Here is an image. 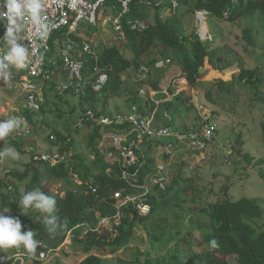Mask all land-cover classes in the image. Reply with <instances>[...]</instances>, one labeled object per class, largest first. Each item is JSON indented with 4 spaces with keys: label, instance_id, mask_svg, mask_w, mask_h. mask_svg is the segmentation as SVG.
Wrapping results in <instances>:
<instances>
[{
    "label": "trees",
    "instance_id": "trees-1",
    "mask_svg": "<svg viewBox=\"0 0 264 264\" xmlns=\"http://www.w3.org/2000/svg\"><path fill=\"white\" fill-rule=\"evenodd\" d=\"M179 4H185L191 7V11L195 13L197 10H206L208 15L217 20L234 22L243 17L261 12L264 14V0H177ZM160 2V4H159ZM168 4L169 0H165ZM108 4L113 5L114 15L120 12V4L117 0H108ZM162 0H132L130 12L122 18V24L126 35L125 43L126 49L132 54V58L126 57L117 46L106 47L98 60L91 58L90 55L84 54L79 59L86 61V74L92 78V81L98 78L97 68L107 71L109 78L102 88L98 91L92 86V83L86 85L85 93H76V91L69 87L64 92H59L57 82L52 80V76L57 74L59 68H64L62 61L57 59L55 64L49 65L48 68L53 72L42 86L44 100L40 102V108H30L28 105L24 106L19 112V116L25 118L30 124L40 128L38 122H42L52 130L50 133V148L47 154L54 156L59 155V160L53 163L52 159L35 160L32 157V162L27 164L24 171L19 172L10 170L5 173L4 178L0 180V199L3 210L7 209L9 216H19L22 221V231L31 229L34 231V239L41 241L45 246L42 250L49 252L53 247L60 246L67 238L69 233L75 234L73 242L76 245L82 246L84 253L89 254L93 250H99L102 253L114 254L124 247H126L133 239L138 225H143L153 244H157L158 238L151 232V224L156 223L159 216L156 215L162 210L170 208V201L177 202L186 195V192L192 191L190 201L199 204L202 197L198 188L192 184L190 180L184 178V170L181 169L179 174L174 177L171 184H166L165 187L161 185L149 184V177L158 172V166H164L171 158V152L166 150L162 158L156 157L152 154V149L139 148L136 150L139 155V161L132 166H128L124 161H108L105 158V152L99 147L101 140V126L95 121H85L83 127H86L88 132V146L89 151L87 155L95 158V166L91 165L87 156L76 151L75 136L80 133L82 126H75L70 129L66 123L71 120L67 114H72L73 111L65 110L64 106H71L72 103L69 98L78 100L79 108L86 114L87 111L93 110L97 116H114L117 113H123L119 110L115 113L109 109V100L115 96H122L127 88L124 87V79L122 75L130 68L139 70L144 62L145 56L150 50L158 47L162 48V54L166 58H170L172 54L175 55L177 61L181 65L182 71L188 79L192 87L204 86V82H197L201 76L203 68L206 63V58L210 62L216 53V48L213 46L216 38L212 42H203L198 33L194 32L190 35L185 33L182 19L178 16V9L176 13L164 18L162 13L167 10L166 5H163ZM171 5V4H170ZM155 10L153 19H150L151 10ZM227 13V16H226ZM135 22L145 24V29L139 30L132 27ZM90 26V25H89ZM100 26V25H99ZM99 26L94 27V32H98ZM78 29L76 34L71 38L77 43L74 53L75 58L79 57V52L82 50V42L84 40L90 41L93 36L88 31ZM90 33V34H85ZM245 38L249 44H254L251 36V30L245 29ZM68 37L67 30L62 29L55 31L51 40V55L57 51L56 39L59 40L60 45H63V40ZM95 37V36H94ZM59 46V45H58ZM157 59H152L149 66L154 65ZM212 63V62H211ZM215 63H213L214 65ZM216 65V64H215ZM214 65V66H215ZM218 66V65H216ZM12 75L9 76V82L16 84L17 80L24 74L27 75L26 69L17 68L10 64ZM218 70H222L218 66ZM66 70V69H65ZM96 74V75H95ZM65 80L67 79L68 71L64 73ZM262 75L259 73V68L251 69L242 67L238 78L244 85L260 83ZM149 83L156 89L160 90L159 81H150ZM227 85V83H225ZM233 83L229 82L227 89L230 91ZM205 87V86H204ZM17 92L12 89V93ZM50 92H54L57 101L52 102L50 99ZM132 96L127 99L129 109L134 104H139L138 92H129ZM164 96V95H163ZM206 96L213 100L211 89L206 90ZM23 102H27L26 95H20ZM187 98L183 93L176 95L171 101L164 104L167 110L172 114H181L184 111L191 109L187 107ZM193 106V105H192ZM143 108V106H142ZM48 115L55 116L57 119H65V125L51 126L45 118ZM176 119V116L175 118ZM41 120V121H40ZM0 121H5L0 119ZM169 124L168 122H165ZM182 128L184 132L191 131L195 126ZM203 126V124H202ZM36 129V128H35ZM20 126L13 132L18 133ZM264 130V123H263ZM35 131V130H33ZM215 132V128H214ZM24 134V133H23ZM20 135L17 139L25 145L26 135ZM29 141V139H28ZM175 139V143H177ZM216 141V138H215ZM215 141H210L213 143ZM27 142V141H26ZM240 142V140H239ZM172 143V142H170ZM158 143L157 146H161ZM168 145V144H167ZM166 145V146H167ZM4 139L0 140V148L3 149ZM156 146V147H157ZM165 146V148H166ZM208 146L207 149L208 150ZM176 144L171 150L176 151ZM240 153L241 147L238 145L234 147ZM193 152V151H191ZM39 153V152H35ZM34 153V154H35ZM199 153V151L193 152ZM33 155V153L31 152ZM39 154H42L39 153ZM245 158L251 162L254 157L246 153ZM260 159L258 163H262ZM187 163H184L186 166ZM124 170L131 173L128 178L123 177ZM56 181H62L65 185V195L61 196L59 193L54 194L44 185L43 173ZM264 176L263 170H261ZM8 180H7V179ZM180 182L183 187H179ZM24 183L26 189L24 192L39 188L45 194L55 197L57 201V215L60 218L61 224L67 225L66 228L58 230L55 234H48L43 224V217L45 214L39 212L34 208L27 210L25 214L21 212L19 207V200L21 198L20 184ZM148 184L149 191L147 193V202L151 206V210L146 215H141L136 203H128L123 206H118V199L115 197L116 192H122L123 196L140 195L145 191L142 186ZM214 192V191H212ZM186 200L187 199H184ZM202 200V199H201ZM139 201V200H138ZM186 202L180 205H185ZM184 208V207H183ZM182 208V209H183ZM198 214H202L206 219L200 224V229L203 231L202 238L197 245L200 250H194L186 259H181L177 255H172L170 260L164 257H158L155 260L147 259L145 264H228L227 257H236L239 264H264V231L259 232L252 226L247 219L260 218L263 216V210L256 199L249 197H241L239 199H232L228 195V189H225V197L210 201L209 203L201 205L198 208ZM191 210V208H190ZM183 211H187L184 209ZM194 214V213H193ZM182 215L178 216L180 220ZM103 219H110L113 221L112 229L102 227L101 221ZM192 221L194 220L191 217ZM208 221V227H206ZM178 223V221L176 222ZM179 224V223H178ZM159 226V224H157ZM83 226H87L88 230L83 238H80ZM102 228V229H101ZM178 228V225H175ZM175 233V232H174ZM176 233L179 235L181 231L177 229ZM189 237L193 236L192 231L187 232ZM216 241V246L211 244L212 240ZM170 240V239H169ZM187 240V239H186ZM165 243V241H164ZM21 250H25L23 246ZM1 250V249H0ZM16 248L12 252H16ZM3 254L0 256V264H4V258L7 256L6 249L2 250ZM33 255L36 251L31 252ZM37 256V255H35ZM28 257V256H26ZM25 257V258H26ZM225 257V258H223ZM38 261V260H37ZM78 264H103V258L100 255L89 254L84 260Z\"/></svg>",
    "mask_w": 264,
    "mask_h": 264
},
{
    "label": "rangeland",
    "instance_id": "rangeland-1",
    "mask_svg": "<svg viewBox=\"0 0 264 264\" xmlns=\"http://www.w3.org/2000/svg\"><path fill=\"white\" fill-rule=\"evenodd\" d=\"M162 1L163 5L167 7V10L162 13V17L166 18L170 15V2L167 4L165 0ZM177 9L186 34L190 35L196 32L203 42H212L214 37L216 38L213 43L216 53L212 57V63L209 58H206L202 74L197 79V82H204L205 87H192L183 73L179 61L174 58L175 55L172 54L170 58H165L162 54V48L158 47L150 50L144 58L143 65L148 67L149 71L142 70L141 67L139 70L130 68L122 75L127 91H124L122 96L111 98L109 109L115 113L118 109L123 112L129 111L127 99L132 96L129 92H138L140 107L143 106L145 111H149L151 105L154 104V107H157L164 114L167 110L164 103L171 101L179 93H183L187 98V107L191 109L181 114L171 113L174 128L178 131L183 130L182 128L185 126L192 127L196 124L214 127L216 141L213 138L212 141L215 142L210 143L208 150L199 154L191 152L192 150L189 149L191 147L184 143L177 144L176 151L171 150V158L163 169V175L167 184H171L174 177L183 169V177L201 190L202 200H198L199 204L190 201L192 191H189L186 192V195H182L177 204L172 200L169 202L170 208L158 212L156 215L159 217L156 218V222L159 226L156 223L150 225L151 232L158 238L157 244H153L147 229L143 225H138L131 242L120 251L109 254L93 250L89 253L102 256L103 264H145L147 259L155 260L158 257H164L170 260L172 255L186 259L194 250H200L197 243L204 234L200 229V224L206 218L202 214H198V208L204 203L207 204L217 198H224L226 188L232 199L236 200L241 197L256 199L264 212V176L261 172V170L264 172V14L256 12L234 22H229L217 20L211 15L199 14L200 12L193 13L191 7L185 4H179ZM106 10L107 13L110 12L109 8ZM154 13L155 10H151L149 16L151 20L155 15ZM106 15H101V17ZM202 21L207 23L206 29L205 23ZM98 29V32H94V27L85 24L80 30L84 32L86 30L92 34L91 44L98 51L99 56L106 47L115 45L126 57L132 58V54L123 44L125 41H121L113 27L101 25ZM245 29L251 30L254 44H249L245 38ZM57 56L58 52L56 51L48 59L56 60ZM155 58L157 59L156 63L149 66L148 63ZM167 59H170L171 62L161 64L160 68L156 67L160 60ZM213 63L221 67L222 70H218V66L215 64L214 66ZM242 67L259 68V73L262 75L261 82L242 86L245 82H241L238 78ZM10 71V64L6 70H0V72L7 73V76L0 74V119L8 120L19 117V132L26 135L27 142L25 141V145L20 142L17 138L22 134L13 131L4 138L3 149L14 148L19 153V158L12 159L4 156L3 163L0 162V180L4 178L7 170L24 171L27 164L32 162L31 158L35 156V152H48L51 146L48 136L52 130L46 124L38 122L40 128L35 127V129L25 118L19 116L18 113L26 105L20 98L19 92L14 91L12 93V85L15 83L9 82V76L12 75ZM65 71V68L60 67L57 74L51 78L57 82L58 86L65 83L63 75ZM148 79L159 81L160 90H156ZM229 82L233 83L230 91L227 89ZM207 89H211L213 100L207 98ZM49 95L52 102L57 101L54 92H50ZM69 99L72 103L71 106H66L63 102L61 105L64 106L65 110L73 111L72 114H67L71 120L66 123L68 128L73 129L81 121L83 112L79 108L78 100ZM175 116L176 119H174ZM43 118L51 126L63 127L65 125V119L59 120L52 115ZM163 123L164 121H162ZM88 132L86 127H82L80 133L75 136L76 151L87 156L91 165L95 166V158L92 155H87L90 149ZM160 142L161 146L152 149V154L162 158L165 155V146L170 142H175V139L164 137L161 138ZM236 145H238V149L241 147L240 153L234 149ZM99 147L106 153V160L113 162L114 158L110 154L112 149L108 150L106 142H100ZM246 153L254 157L251 162L245 158ZM260 159L263 161L262 163H258ZM184 163L187 165L184 166ZM43 178L44 185L50 191L54 194L59 193L61 196L65 195L64 182L49 177L46 171L43 173ZM179 187H183L182 182H180ZM20 189V191H25L24 183L20 184ZM184 202H186L184 206L180 205ZM20 209L23 214L27 212V210ZM184 209L187 211H183ZM0 211H3L1 199ZM180 215H182L181 219L177 220ZM191 217H193V221ZM177 221L179 224L176 223ZM247 221L257 231H264V213L260 218H251ZM101 224H103L102 227L110 229L113 227V221L110 219H103ZM176 224L178 225L177 229L181 231L179 235L176 233ZM207 227L208 221L205 228ZM81 228L80 238H83L88 227L83 226ZM189 230L193 233L192 237L187 234ZM74 236L75 234L69 233L60 246H52L49 253L44 256H41L43 250L40 249V245L35 250L37 256L28 253V257L18 260L20 256L17 255V251L12 252L13 248H0V256L3 254L1 251L6 249L7 256L4 258V264H78L89 254L84 253L82 246L74 244ZM38 257L41 258L38 259ZM227 262L228 264H239L234 256H228Z\"/></svg>",
    "mask_w": 264,
    "mask_h": 264
},
{
    "label": "built area",
    "instance_id": "built-area-1",
    "mask_svg": "<svg viewBox=\"0 0 264 264\" xmlns=\"http://www.w3.org/2000/svg\"><path fill=\"white\" fill-rule=\"evenodd\" d=\"M40 2L42 5L41 19L43 21V27L26 23L19 33L21 38L20 42L28 49L25 66L21 69H26L28 74H23L17 80L16 84L12 85L13 89H16L20 95H26L28 98L25 105L34 109H39L40 102L44 100L42 86L39 85V82L43 83L49 78L51 70L48 67L52 63L55 64V60L48 59L52 56L51 40L55 31L66 29L68 34V37L62 42L63 45H60L58 39L55 40L57 48L59 49H57L58 56L56 59L62 61L64 68L68 71L65 83H61L57 87L59 92H63L67 88L72 87L76 93H85L86 85L90 82L94 89L99 91L107 83L109 78L107 71L97 68L95 73H98V78L92 81V78L85 72L86 61L79 59L80 56L88 54L91 58L98 60L100 56L95 47L90 41L84 40L81 45L82 50L79 52V57L75 58L74 53L77 43L71 36L76 34L80 26L85 24L92 26L109 25L116 30L122 41L126 40L122 18L130 12L132 0H117L120 4V12L118 15H114L112 11L114 6L108 4V0H40ZM169 2L171 4L170 11L175 14L178 2L177 0H169ZM2 4L3 0H0V5ZM106 8L110 9L109 13H107ZM197 13L202 15L208 14L207 11H197ZM101 15L106 16L102 18ZM132 27L143 30L145 29V24L135 22L132 24ZM4 30L5 23L0 21V38H2ZM42 32H47V35L42 36ZM6 52V44L0 39V57L6 54ZM167 62L169 63L171 60H160L156 67L160 68L161 64L164 65ZM141 68H143L142 70L149 71L148 67L143 64ZM81 117V121L76 126L83 127L85 121H95L101 126L102 138L100 142L105 141L106 146L109 148L108 150L112 149V151L110 150V154L114 158L113 161L122 160L128 166L135 165L139 161L140 158L136 152L137 149H143V147L148 149L150 146L156 147L158 143H161V138L164 137L178 140L177 143H168L166 146L168 153L171 152L175 144L177 145L179 143L190 146L191 148L189 149L193 152L199 151V153H202L206 151L208 143L215 138L214 127L202 126V124L195 126L191 131H177L172 125L173 116L171 111L166 110L163 114L157 107H154V104L153 106L151 105L149 111H145L139 104H134L129 111L117 113L114 116H97L93 110H89ZM162 121H164L163 124ZM18 133L22 134V132ZM0 151H2L1 148ZM34 155L35 160L52 159L55 163L59 160V155L57 154L52 156L47 153H35ZM3 158L0 157L1 164L3 163ZM164 168L165 166L163 164L158 166V172L149 177V184L165 187L167 181L163 175ZM9 171L7 170V172ZM129 176H131V173L124 170L123 177L128 178ZM139 187L145 189L140 195H127L124 197L122 192L118 191L115 197L118 199V206H123L130 202L136 203L140 214L146 215L151 210V206L146 198L149 187L148 184ZM42 246L44 245L41 242L40 249L43 248ZM17 253L20 256L18 260H22L28 256V253L21 250L20 247ZM48 253L43 250L41 256ZM40 258L38 257V259Z\"/></svg>",
    "mask_w": 264,
    "mask_h": 264
},
{
    "label": "clouds",
    "instance_id": "clouds-1",
    "mask_svg": "<svg viewBox=\"0 0 264 264\" xmlns=\"http://www.w3.org/2000/svg\"><path fill=\"white\" fill-rule=\"evenodd\" d=\"M41 7L40 0H3V4L0 5V21L5 23V30L0 39L6 44L8 50L6 54L0 57V70H6L9 64H13L17 68L25 66L28 49L20 42L19 33L26 23L43 27ZM41 35L46 36L47 32H42ZM0 74L7 76L6 72H0ZM19 125V117L0 121V140L7 137ZM4 156L17 159L19 158V153L14 148L8 147L0 151V157ZM18 204L25 211L34 208L45 214L43 224L48 234H55L58 230L67 227L66 223L61 224L60 218L57 215V201L55 197L45 194L39 188L22 192ZM5 213H8L7 209L0 211V248L10 249L23 246L30 253L34 252L41 244L39 240L34 239V231L31 229L22 231L23 225L20 217L5 215ZM211 244L215 247L216 241L213 239Z\"/></svg>",
    "mask_w": 264,
    "mask_h": 264
},
{
    "label": "bare ground",
    "instance_id": "bare-ground-1",
    "mask_svg": "<svg viewBox=\"0 0 264 264\" xmlns=\"http://www.w3.org/2000/svg\"><path fill=\"white\" fill-rule=\"evenodd\" d=\"M202 22H203V21H202ZM203 23H205V21H204ZM204 27H205V29L207 28L206 23L204 24Z\"/></svg>",
    "mask_w": 264,
    "mask_h": 264
}]
</instances>
